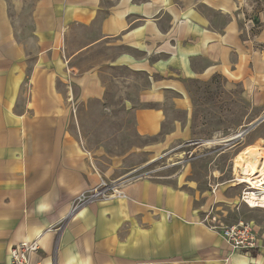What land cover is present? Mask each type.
I'll use <instances>...</instances> for the list:
<instances>
[{"label":"crops","instance_id":"obj_1","mask_svg":"<svg viewBox=\"0 0 264 264\" xmlns=\"http://www.w3.org/2000/svg\"><path fill=\"white\" fill-rule=\"evenodd\" d=\"M245 4L0 0V263H10L12 247L38 241V264H264L262 248L233 252L208 228L220 197L199 190L186 168L68 217L81 193L122 170L116 161L101 171L71 131L79 106L107 92L104 65L76 61L105 50L106 68L136 79L134 130L147 142L128 158L154 161L192 142L195 85L241 83L264 107V28L246 24Z\"/></svg>","mask_w":264,"mask_h":264},{"label":"rangeland","instance_id":"obj_2","mask_svg":"<svg viewBox=\"0 0 264 264\" xmlns=\"http://www.w3.org/2000/svg\"><path fill=\"white\" fill-rule=\"evenodd\" d=\"M245 3L246 24L254 25L253 32L258 33L264 28V24H260L264 0H245ZM110 57L101 50L76 61L86 69L103 64L102 80L107 92L103 101L88 107L80 105V126L74 124L71 127L84 152L97 161L101 171L106 172L114 162L122 161L119 174L112 172L101 179L107 183L123 180L129 173L123 175L122 172L138 164L140 169H136V175L158 179L175 176L186 168L190 172V181L195 182L199 190L213 194L217 191L220 197L204 219L208 228L222 235L225 226L240 222L250 224L264 250V207L252 208L243 203L242 196L249 185L241 183L247 177L243 176L242 163L238 159L250 148L264 150L261 95L253 97L243 84L230 83L226 79L195 85L192 89V142L167 151L154 161L148 162L147 156L131 159L128 154L147 142L134 130V106L138 94L137 86L131 84L136 79L126 71L106 68L104 61Z\"/></svg>","mask_w":264,"mask_h":264},{"label":"built area","instance_id":"obj_3","mask_svg":"<svg viewBox=\"0 0 264 264\" xmlns=\"http://www.w3.org/2000/svg\"><path fill=\"white\" fill-rule=\"evenodd\" d=\"M138 170L128 174L123 180L107 183L100 179L98 185L81 193L72 203L69 213V219L74 218L78 213L88 205L101 201H112L125 198V186L147 178L145 175H136ZM247 182V181H246ZM244 182L247 186L243 193L242 201L248 206L254 208L250 199L253 195L261 193L258 188L253 187L249 182ZM243 183V181L241 182ZM222 237L233 252H242L251 254L260 249V239L252 225L247 223H237L235 225L225 226L222 228ZM40 246L38 241L23 242L16 245L10 250V263L8 264H38L34 261L33 256L37 254ZM2 264V263H0Z\"/></svg>","mask_w":264,"mask_h":264},{"label":"bare ground","instance_id":"obj_4","mask_svg":"<svg viewBox=\"0 0 264 264\" xmlns=\"http://www.w3.org/2000/svg\"><path fill=\"white\" fill-rule=\"evenodd\" d=\"M240 159L241 171L245 181L249 182L253 187L258 188L261 193L251 197L250 203L253 207H264V150L259 148H250L243 152ZM249 178V179H248ZM243 180V183H244Z\"/></svg>","mask_w":264,"mask_h":264},{"label":"water","instance_id":"obj_5","mask_svg":"<svg viewBox=\"0 0 264 264\" xmlns=\"http://www.w3.org/2000/svg\"><path fill=\"white\" fill-rule=\"evenodd\" d=\"M245 134V133H242V135Z\"/></svg>","mask_w":264,"mask_h":264}]
</instances>
